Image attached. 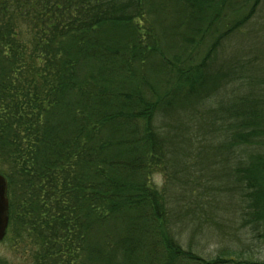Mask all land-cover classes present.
<instances>
[{
	"label": "trees",
	"instance_id": "obj_1",
	"mask_svg": "<svg viewBox=\"0 0 264 264\" xmlns=\"http://www.w3.org/2000/svg\"><path fill=\"white\" fill-rule=\"evenodd\" d=\"M263 2L0 0V175L32 264H264L185 249L165 184L189 126L264 240V75L226 56Z\"/></svg>",
	"mask_w": 264,
	"mask_h": 264
},
{
	"label": "rangeland",
	"instance_id": "obj_2",
	"mask_svg": "<svg viewBox=\"0 0 264 264\" xmlns=\"http://www.w3.org/2000/svg\"><path fill=\"white\" fill-rule=\"evenodd\" d=\"M243 31L228 41L226 56L245 57L252 63L250 72L259 68L254 74L264 75V2ZM240 49L242 52L237 51ZM175 125L177 122H171L170 129L176 130ZM188 128L185 127L182 133L186 138L187 132L193 140L186 143L180 137L166 161V197L175 237L185 249L202 257H210L222 249L241 252L252 245L256 250L255 257L264 260V240L247 233L246 229L239 230L238 207L234 200H229L228 188L222 189L227 180L223 179V171L211 147L198 144L195 132ZM152 180L159 188L164 186L162 175L154 174ZM33 250L27 240L7 230L6 237L0 242V259L6 264H32Z\"/></svg>",
	"mask_w": 264,
	"mask_h": 264
},
{
	"label": "water",
	"instance_id": "obj_3",
	"mask_svg": "<svg viewBox=\"0 0 264 264\" xmlns=\"http://www.w3.org/2000/svg\"><path fill=\"white\" fill-rule=\"evenodd\" d=\"M8 199L6 197V181L0 175V242L6 235L8 228Z\"/></svg>",
	"mask_w": 264,
	"mask_h": 264
}]
</instances>
